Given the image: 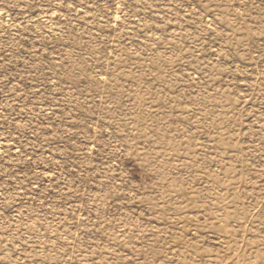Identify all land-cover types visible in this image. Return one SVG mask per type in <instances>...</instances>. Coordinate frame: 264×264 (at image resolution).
<instances>
[{
	"label": "rangeland",
	"instance_id": "obj_1",
	"mask_svg": "<svg viewBox=\"0 0 264 264\" xmlns=\"http://www.w3.org/2000/svg\"><path fill=\"white\" fill-rule=\"evenodd\" d=\"M0 264H264V0H0Z\"/></svg>",
	"mask_w": 264,
	"mask_h": 264
}]
</instances>
